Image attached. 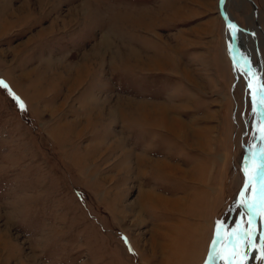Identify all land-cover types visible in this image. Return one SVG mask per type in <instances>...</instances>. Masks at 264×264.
<instances>
[{
  "label": "rangeland",
  "instance_id": "rangeland-1",
  "mask_svg": "<svg viewBox=\"0 0 264 264\" xmlns=\"http://www.w3.org/2000/svg\"><path fill=\"white\" fill-rule=\"evenodd\" d=\"M224 6L264 83V0ZM229 36L220 0H0V264H167L151 243L168 227L176 264H235L264 104ZM151 188L183 210L141 199Z\"/></svg>",
  "mask_w": 264,
  "mask_h": 264
},
{
  "label": "bare ground",
  "instance_id": "bare-ground-1",
  "mask_svg": "<svg viewBox=\"0 0 264 264\" xmlns=\"http://www.w3.org/2000/svg\"><path fill=\"white\" fill-rule=\"evenodd\" d=\"M237 47H239L238 44H237ZM239 49H240V47H239ZM241 50H239V53H235L232 51L231 56H232L233 60L235 61L237 71L239 73H240V71H242L244 73V75L246 74L248 84L252 86V87H250L251 89L253 88V94L255 95V97H257L256 99H258V101H260L264 97V92L260 91V85H261L260 73L254 68L253 69H246L243 66V62L241 61L242 57H243L241 52H240ZM153 106H155V105H153ZM154 112H156V110ZM262 113L264 115V109H263ZM153 114L156 115L155 113H153ZM163 122H164V118H163ZM166 122L168 123V121H166ZM263 143H264V140H263ZM136 158H138V160L141 163L145 164V162L143 161L144 157L137 155ZM150 160H151L152 166H154V167H157L159 169H162V168L168 169L169 168L170 171H175L176 173L179 172V171L174 169L176 166L173 167L172 165L167 163L164 159H162V160L150 159ZM170 171H168V173H171ZM138 172H139V174L143 173L140 168H138ZM193 172H194V170H193ZM261 172L264 175V168H261ZM194 175L195 174H193L194 180H196L197 177ZM190 180L194 181L192 178ZM263 181H264V179H263ZM259 195H260V193L258 192L256 204H250L248 202V206H249L248 216H249L250 220H249L247 227H246L245 239H244V243L241 245V252H240V256H239V259L237 261V264H249L250 263V262L248 263L245 260L246 252L248 251V248L250 247L252 241L253 240L257 241V239L259 238V236L257 235V232L259 231V226H258L259 216L261 215L260 211L262 210L261 208L263 207V204L260 203V201H259ZM141 199L146 200L147 203H151L152 205H158L161 201H163V203L168 207V209L171 212L175 211L177 209L183 210L185 203L187 202V197H185L184 195L177 196L176 198H174V197L170 198V197L163 195L162 193L154 191L152 188L149 190H143L141 192ZM196 199L197 198L194 199V202L198 200V199L197 200ZM205 223L206 222L204 219L203 224L200 225V230L202 232H204ZM179 226H180V224H179ZM253 229H255V231H253ZM167 230L168 231H164L162 228H160V229L155 228L154 229L155 233L153 234L151 249L153 250L154 254H157L160 252L163 255V257L165 256L164 258H165V261L167 262V264H170V263L176 264L177 258H168L167 253L169 252V249H170L171 244H172V242L176 236L178 228L174 229L172 227L171 228L168 227ZM164 239L167 240L166 243L163 242ZM169 241H170V243H168ZM135 242H136L135 244H137V241H135ZM5 244H6V242H5ZM191 245H192V247H194L195 244L194 245L191 244ZM0 246H2V244H0ZM186 251H188V249ZM256 252L257 251H255L253 257L256 255ZM190 253H193V252H190ZM145 261H147L149 264H153V259H152V261L150 259L149 260L150 262L148 260H145Z\"/></svg>",
  "mask_w": 264,
  "mask_h": 264
},
{
  "label": "water",
  "instance_id": "water-1",
  "mask_svg": "<svg viewBox=\"0 0 264 264\" xmlns=\"http://www.w3.org/2000/svg\"><path fill=\"white\" fill-rule=\"evenodd\" d=\"M224 1L225 0H220V8H221V14L230 30L229 45L233 52L239 53V50L246 48L244 45L243 36L244 35L248 36L250 33L248 30L242 28L233 20L231 15L225 10ZM252 36H253V39L255 40L256 35L252 34ZM237 44L239 45L240 49L239 47H237ZM244 61L248 66H250V63L247 59H244ZM255 251H256V245H255V240H253L245 256V260L248 263L251 262V259ZM235 264H237V262Z\"/></svg>",
  "mask_w": 264,
  "mask_h": 264
},
{
  "label": "snow or ice",
  "instance_id": "snow-or-ice-1",
  "mask_svg": "<svg viewBox=\"0 0 264 264\" xmlns=\"http://www.w3.org/2000/svg\"><path fill=\"white\" fill-rule=\"evenodd\" d=\"M2 84H3V81H0V85H2ZM249 87H252V86L249 85ZM260 91L264 92V83H262L260 85ZM18 99L19 98H17V100ZM253 99H256L255 95L253 96ZM259 102L264 104V99H261ZM20 106H21V109L23 110L24 105L21 103ZM259 131L261 133V139L264 140V127H262ZM260 156H261L260 161L257 164H255V166L252 169H250L248 167H245V169H244V172H245V175H246L245 190H247L248 186L253 183V181L255 179V172L259 168H264V149L261 150ZM255 190L260 193V195H259L260 203L264 204V181H262L260 183L259 187L257 189H255ZM261 217H262V219H264V213H261ZM253 231H255V229H253Z\"/></svg>",
  "mask_w": 264,
  "mask_h": 264
},
{
  "label": "crops",
  "instance_id": "crops-1",
  "mask_svg": "<svg viewBox=\"0 0 264 264\" xmlns=\"http://www.w3.org/2000/svg\"><path fill=\"white\" fill-rule=\"evenodd\" d=\"M200 230V229H199ZM200 232H202L201 230H200ZM195 243H193V245H194Z\"/></svg>",
  "mask_w": 264,
  "mask_h": 264
}]
</instances>
